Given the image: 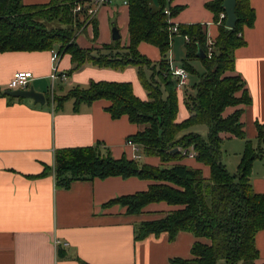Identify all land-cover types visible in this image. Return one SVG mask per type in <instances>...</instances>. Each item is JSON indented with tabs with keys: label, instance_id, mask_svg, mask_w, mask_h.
Listing matches in <instances>:
<instances>
[{
	"label": "trees",
	"instance_id": "trees-1",
	"mask_svg": "<svg viewBox=\"0 0 264 264\" xmlns=\"http://www.w3.org/2000/svg\"><path fill=\"white\" fill-rule=\"evenodd\" d=\"M129 7V44L121 40L86 49L77 41L81 29L93 25L94 38L99 23L88 15V0H50L47 4L26 5L23 0H0V53L56 50L59 59L69 54L72 68L67 76L89 64L100 68L137 69L138 79L148 94L143 101L133 93L129 82L92 81L88 86L77 85L64 95L53 92L46 103L56 111L69 100L78 112L80 105L96 100H109L106 109L113 119L128 116L130 123L143 126L129 136L148 157H159L161 164L152 166L129 159L115 158L110 148L101 142L94 146L66 148L55 151L56 182L65 188L77 180L107 179L112 176L138 178L153 182L145 191L119 196L104 204L120 205L131 215H138L150 204L165 202L175 206L159 220L141 222L135 228V241L151 235L167 233L173 241L181 232L191 233L197 241L191 248L192 258H175L170 264H253L259 258L256 235L264 229V193L254 191L251 175L254 162L264 159V127L257 124L258 145L246 139L240 108L225 115L229 107L252 103L246 82L235 73V52L246 44L243 31L256 21L250 0H236L234 28L226 26L220 15L225 12L224 0H211L205 5L213 13L217 37L211 40L213 55L208 58V25L179 24L178 33L169 30L165 9L176 17L183 9L173 7L168 0H125ZM77 4L82 11L75 12ZM177 35L188 36L183 67L190 75L198 74L192 62L199 60L204 72L195 83V94L184 98L189 117L178 123L180 79L171 72L168 53ZM152 44L160 50L159 62L150 60L138 50L141 43ZM199 49L205 57H199ZM197 125L208 127L207 137L191 131ZM246 139L237 172L232 174L223 163L222 134ZM193 148L195 160L208 166L206 178L202 169L182 164L187 158L182 150ZM178 151L175 152L174 150Z\"/></svg>",
	"mask_w": 264,
	"mask_h": 264
},
{
	"label": "crops",
	"instance_id": "crops-1",
	"mask_svg": "<svg viewBox=\"0 0 264 264\" xmlns=\"http://www.w3.org/2000/svg\"><path fill=\"white\" fill-rule=\"evenodd\" d=\"M49 1L24 0V3L47 4ZM208 1L211 0H170L171 6L183 7L172 18L173 23L207 24L209 39L213 40L218 35V27L213 13L206 8ZM250 4L255 9L256 21L252 28L243 31L246 44L235 52V73L245 80L252 103L229 107L225 115L243 108L241 121L246 139L257 146V124L264 127V0H250ZM90 5L93 4L90 2ZM94 19L99 23L98 37H93L92 24L81 29L77 34L81 47L101 48L115 42L110 21L116 24L121 37L125 31L128 37L129 7L123 0L105 3ZM186 41L182 35L172 41L168 56L176 68L183 67ZM121 44L127 46L129 37ZM138 50L154 62L162 59L160 50L152 44L143 42ZM193 66L196 68L195 64ZM71 68L69 54L54 63L51 51L0 53V264H170L175 258H192L191 248L197 239L189 232L179 233L173 241L167 233L151 235L141 241L134 238L135 228L141 222L163 219L177 207L165 202L155 203L145 207L141 214L131 215L120 205L104 206L116 197L145 191L153 182L112 176L73 181L68 188L57 184L53 170L55 151L101 142L110 148L115 158L126 155L133 159L135 153L127 144V138L143 126L130 123L126 115L113 119L106 110L110 101L105 99L91 105L82 104L76 112L71 100L56 111L51 104L12 97L7 91L12 90L9 82L15 73L32 72L33 79L27 89L33 87L45 97L49 96L46 90L51 80L58 85L59 94L54 91L55 95H64L78 84L88 86L92 81H111L129 82L134 95L143 101L149 98L133 67L120 71L87 64L64 81L53 80L54 73L60 77ZM190 76L185 88L177 91L178 123L190 115L184 104L185 95L192 93L195 85ZM221 136L224 141L239 139L227 133ZM244 147L241 145L239 149L241 157ZM139 153L141 162L152 166L161 164L159 157L145 156L141 149ZM181 163L202 169L206 178L210 175L209 167L195 159L188 158ZM251 179L254 191L264 193V159L254 162ZM57 240L61 245H56ZM256 247L260 255L253 264H264V229L256 235Z\"/></svg>",
	"mask_w": 264,
	"mask_h": 264
},
{
	"label": "built area",
	"instance_id": "built-area-1",
	"mask_svg": "<svg viewBox=\"0 0 264 264\" xmlns=\"http://www.w3.org/2000/svg\"><path fill=\"white\" fill-rule=\"evenodd\" d=\"M112 0H98L95 3V7L93 6H89L88 7V15L90 16L89 21L91 20V18H94V16L97 14L98 10L100 9L101 6L105 5V3H109ZM170 2V0H168ZM124 4H127V1L123 0ZM80 12L82 11V5L81 4H77L76 8H75V12ZM165 13L167 14V21L172 24V17H171V9L169 7H167L165 9ZM226 18V12H222L220 15V24L222 23V20ZM169 30L174 33L177 34L178 33V25L173 24L169 27ZM187 41H189V37L186 36L185 37ZM213 42L210 40L209 41V52H208V58L211 57L213 55V47H212ZM52 61L54 63H56L59 60V55L56 52V50H52ZM171 72L174 76L178 77L180 79L178 85H177V91H181L185 88V86L188 84V77H189V73L186 71L185 68L180 67V68H176L174 67L171 63ZM67 75L63 74L60 77L57 76V73H54L52 75L53 80H55L56 78H60L61 80L64 81V79H66ZM33 79V74L30 71H20L14 74V76L12 77V79L10 80L9 84H10V89L13 90H20V89H27L30 86V82ZM127 144L132 146L135 155L133 156V159L136 161H139L142 158V155L139 153V150L141 149V147L139 146V144L137 145L135 142H133L131 139L127 140ZM182 153L187 157V158H192L195 159L196 158V152L193 150V148H190L189 150L183 149ZM56 245H61L60 242L57 240L55 241ZM65 246H68L67 243L64 244Z\"/></svg>",
	"mask_w": 264,
	"mask_h": 264
},
{
	"label": "rangeland",
	"instance_id": "rangeland-1",
	"mask_svg": "<svg viewBox=\"0 0 264 264\" xmlns=\"http://www.w3.org/2000/svg\"><path fill=\"white\" fill-rule=\"evenodd\" d=\"M88 1L91 2V4H93L92 5L93 7H95V4L93 2L96 1V0H88ZM23 3H24V0H23ZM151 4H152V6H155L156 5V0H152ZM113 24H114V22L110 21L109 28L112 29V31H113ZM127 38H128L127 37V32L125 31L124 34H122L121 41L125 42L127 40ZM180 61H178V63ZM193 64H195L196 70L198 72V74L190 76V78H191V80L193 82V85H194L197 81L200 80L199 75L203 74L204 67H203V64H201V62L198 61V60L194 61ZM191 90H192V93L195 94V91L193 90V88H191ZM46 91H49L50 93L53 92V94H54V91H55V93L57 92L59 94V89H58L57 83H56V86H55V83H52V81L50 80L49 81V86H48ZM191 131H193L195 133L198 132L202 136L207 137L206 135H207V132H208V127L206 125H197L196 127L191 128ZM245 142L246 141L244 139H235V140L226 139L225 141L222 142V145H221V150L223 151L222 161H223V163L225 165H227L228 170L232 174H235L237 172V169H238V166H239L238 164H239L241 153H242V152H240L239 149L241 148V145H242V147H243V145H245ZM183 160H188V158H184Z\"/></svg>",
	"mask_w": 264,
	"mask_h": 264
},
{
	"label": "water",
	"instance_id": "water-1",
	"mask_svg": "<svg viewBox=\"0 0 264 264\" xmlns=\"http://www.w3.org/2000/svg\"><path fill=\"white\" fill-rule=\"evenodd\" d=\"M223 5L225 8V12H226V19H227L226 26L229 28H234L237 23L236 14H235L236 0H224ZM112 37L114 41H119L122 38L116 24H113ZM198 56L205 57V54L202 52L201 49H199L198 51ZM7 93L12 97L29 98V99L34 100V102L36 103H41V104L46 103L45 95L41 92L36 91V89H34L33 87L29 89H20V90L12 89V90L7 91ZM174 151L177 152L178 150L175 149Z\"/></svg>",
	"mask_w": 264,
	"mask_h": 264
}]
</instances>
